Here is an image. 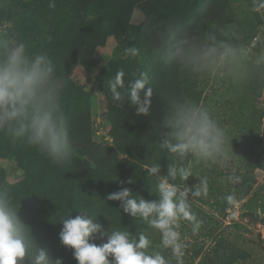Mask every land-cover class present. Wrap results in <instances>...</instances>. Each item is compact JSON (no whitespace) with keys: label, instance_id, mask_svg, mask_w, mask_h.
Instances as JSON below:
<instances>
[{"label":"rangeland","instance_id":"rangeland-1","mask_svg":"<svg viewBox=\"0 0 264 264\" xmlns=\"http://www.w3.org/2000/svg\"><path fill=\"white\" fill-rule=\"evenodd\" d=\"M182 1L125 0L133 23L144 20L148 13ZM1 8L16 10L11 0H0ZM4 25L11 27L12 39L24 41L32 54L46 53L52 59L55 75L64 82V87L67 79L91 91L87 111L74 113L67 124L72 153L79 157L73 169L81 182L80 195H88L85 209L89 215L100 218L97 222L101 226L112 228L124 216L115 209L119 201L106 199L116 189L103 184L94 167L95 161H100L102 167L115 174L134 160L129 148L136 126L126 120L128 112L136 111L127 95L132 74L138 71L149 74L153 90L149 109L153 112L161 113L180 95L177 65L165 62L162 55L170 38L182 35L200 38L215 32L218 39L248 52L242 75L221 77L193 72L206 83L204 108L226 134L228 158H221L219 168L229 174L230 183L236 184L242 173L254 177L257 183L264 181V167L253 171L251 168L259 153L264 152V0H206L202 7L188 11L185 17H170L139 36L134 45L138 55L125 68V88L118 90L123 97L119 102L112 98L109 82L114 77L106 69L127 56L125 49L135 37L129 31L81 26L52 8L33 15L14 12ZM6 27H3L5 31ZM42 178L40 175L35 180L30 194L23 193L27 173L14 158L0 159V193L16 207L19 219L29 227L34 244L47 249L53 260L60 258L63 264H71L69 248L59 240L62 208ZM185 187L195 204L191 211L202 225L194 234L191 222L178 221L176 230L184 246L182 264H264L261 213L256 216L255 212L245 211L244 199H237L221 215L209 203L213 200L211 192L192 196L191 192L198 190V186L179 188L184 191ZM152 233L153 240L159 242L151 250L161 252L169 264H180L170 248L161 246L159 231L153 228ZM23 264H28L27 258Z\"/></svg>","mask_w":264,"mask_h":264},{"label":"clouds","instance_id":"clouds-1","mask_svg":"<svg viewBox=\"0 0 264 264\" xmlns=\"http://www.w3.org/2000/svg\"><path fill=\"white\" fill-rule=\"evenodd\" d=\"M167 44L162 54L165 62L221 77L242 75L248 59L244 48L218 39L215 32L200 38L182 35L170 38ZM125 52L132 57L138 55L136 47ZM55 72L52 59L46 53L32 54L24 41L13 40L7 47L0 43V133L34 146L57 164H64L71 160L73 149L61 103L64 82ZM132 76L127 86L128 99L137 114L147 115L153 94L149 74L138 71ZM124 77L125 72L120 70L109 82L116 102L123 99L118 90L125 88ZM163 123L167 132L159 147L173 157V162L166 166L164 174H160L159 163L146 168L147 174L157 180L156 198L147 200L122 188L108 194L106 199L119 201L123 213L158 230L161 246L170 248L182 264L184 246L176 230L178 221L191 222L194 234L202 221L191 211L189 189L185 187L181 191L174 182L177 179L185 182L192 176L191 168L184 164L188 159L204 164L227 159L228 142L224 130L208 110L189 100L174 105ZM207 184V179L202 178L200 188L191 195H206ZM227 201L233 203L234 197L229 195ZM60 221L59 240L72 250L76 264H169L161 252L151 250L152 241L143 232L132 235L128 230L117 229L109 234L97 222V217L87 212L75 217L69 213ZM97 234L106 236V242L99 245L92 242ZM26 258L28 264H63L62 259L53 260L47 249L34 244L29 227L19 219L12 201L0 193V264H23Z\"/></svg>","mask_w":264,"mask_h":264},{"label":"trees","instance_id":"trees-1","mask_svg":"<svg viewBox=\"0 0 264 264\" xmlns=\"http://www.w3.org/2000/svg\"><path fill=\"white\" fill-rule=\"evenodd\" d=\"M205 1L183 0L178 4L148 13L144 20L133 23L129 20V7L125 0H11L16 8L14 12L33 15L52 8L81 26L107 27L129 31L135 36L129 48L134 47L139 36L147 34L170 17H185L188 11L202 7ZM14 12L11 9H0V43L4 47H7L8 43L13 40L11 27H6L4 23L9 20ZM206 26H209L208 23H206ZM3 27H6L7 30L5 31ZM133 59L134 57L127 54V56L114 63L111 68L106 69V73L115 77L118 71H125V68ZM57 67L59 68V66ZM177 69L180 95L175 98L171 106H166L161 113L153 112L151 109H149L147 115L137 114V111L127 113L126 120L136 126L129 148L134 160L115 174L109 173L102 167L100 161H95L94 170L97 178L103 184L113 186L116 192L122 188H128L134 196H141L147 200L155 199L157 180L154 176L147 174L146 168L159 163L161 165L160 174H164L166 166L173 162V157L166 150L159 147L164 134L167 132L163 123L166 113L174 105L183 103L185 100L196 103L203 108L207 102V95L204 94L206 83L204 84L201 76L193 71L182 69L178 65ZM90 96L91 91H85L66 79L61 95V103L67 123L71 122L74 113L84 114L87 111ZM260 120L261 117H259ZM5 156L14 158L17 164L27 173L26 184L22 189L23 193L30 194L32 188H34L35 180H38L39 176L42 175V183L48 182L49 189L56 199L55 202L62 208L61 211L64 216L70 213L72 217H75L80 215V212H87L85 206L89 202L88 195H80L81 182L73 169V165L79 160L77 155L72 153L69 162L57 164L38 148L22 141H13L10 137L0 133V159ZM184 164L191 168L192 176L185 182L177 179L174 183L179 187L186 185L194 189L198 186L199 189L200 180L206 178L208 182L207 192L213 194V200L209 203L219 214L222 215L224 211L232 206L233 203L230 204L227 201V197L231 195L234 197V201L244 199L243 209L247 212H255L256 216L261 213L264 220V181L257 183L254 177L242 173L241 179H238L236 184L230 183L227 180L229 174H225L219 168V162L204 164L195 163L188 159ZM263 167L264 152H260L259 158L253 161L251 168L253 171ZM189 204L191 207L195 205L191 198H189ZM119 205L120 202L115 206V209L123 213ZM123 215V219H120L119 223L113 225L112 228L102 226L105 232L110 234L111 231L117 229L128 230L132 235L143 232L152 241L151 247L159 242L153 240V228L148 227L144 221L125 213ZM99 220L100 218L97 219V221ZM106 239V236L101 237L97 234L92 242L99 245L106 242ZM69 257L70 263L76 264L71 249H69Z\"/></svg>","mask_w":264,"mask_h":264}]
</instances>
